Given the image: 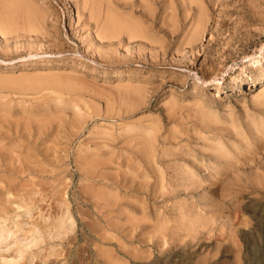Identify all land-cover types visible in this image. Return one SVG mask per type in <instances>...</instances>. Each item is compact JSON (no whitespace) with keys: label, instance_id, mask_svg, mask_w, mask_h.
<instances>
[{"label":"rangeland","instance_id":"374dc122","mask_svg":"<svg viewBox=\"0 0 264 264\" xmlns=\"http://www.w3.org/2000/svg\"><path fill=\"white\" fill-rule=\"evenodd\" d=\"M29 1L44 23L0 35V264H264V0L222 23L199 0L202 38L154 54L100 42L80 0Z\"/></svg>","mask_w":264,"mask_h":264},{"label":"bare ground","instance_id":"6f19581e","mask_svg":"<svg viewBox=\"0 0 264 264\" xmlns=\"http://www.w3.org/2000/svg\"><path fill=\"white\" fill-rule=\"evenodd\" d=\"M101 1H104V2L100 3ZM115 1L116 0H80V7L83 10L86 9V12L88 14V19L94 20L96 23L95 24L97 28L96 37L99 38L100 42L102 40L103 41L105 40L108 45L113 44L114 42L120 43L122 41H128V42L137 41V45L139 47L147 46L150 53L154 54L156 49L152 46V44L158 43L159 48L162 50L161 52H164L165 48L161 44L163 40L166 38L165 40L166 41L168 40L171 43L176 37H179L181 35L182 38L180 37L181 38L180 40H182L183 44L186 43L188 44V46L190 45L192 46L193 43L195 44V42L199 41L200 38H202L201 35L204 32L207 26V23H208L207 22L208 20L205 14L206 8L204 10L205 5L203 7L199 0H187V2L186 0H182L184 4L182 3L181 5L180 3L183 9V12L185 13V16H184L185 18L183 17L181 21L186 19V17L189 16V19H188L189 25H187V26H190L189 28L187 27L189 29L187 30L190 33L188 34L189 36L185 35L187 32L183 33V28L185 27L186 23L183 21L181 22L180 19L179 21L175 19L176 21L174 20L175 22L170 25L166 23V20H165L166 16H164L166 12L165 11V0H118L117 3H115ZM232 1L233 0H207V6L210 7L211 10H213L214 8H218L219 6L224 5V3L228 4L230 2V5L232 3V6H231L232 9L230 10V12L236 13L237 5L236 4L234 5L233 4L234 1L233 2ZM31 4L32 3L29 0H0V35L2 36H7L6 34L9 35V33L16 28V23L18 22L22 23V24L20 23L21 29H22V25L25 24L26 26L30 28V30H35V29L37 30L39 27L38 25H40L42 21L43 23L45 21L44 16H43L44 12L43 11H42L43 13L41 11L39 12L38 10H36L37 8L34 9ZM191 4H194L195 6L191 7ZM222 7L223 8L221 9L219 8L220 13H221L220 23L224 21L223 16H226L227 13L229 12V9H227L226 6H222ZM159 9H161V13L159 14V18H158L157 11L159 12ZM186 9L192 10L193 12L189 14L188 13L189 10L186 12ZM172 16H173V12L168 17L173 18ZM135 17H138V18H135ZM143 23H147V25H144ZM24 26H23V29H24ZM218 26H219L218 28H220V25ZM242 26L243 25L240 22H238V25L235 26L234 30L240 31L241 30L240 28ZM16 29H18V27ZM26 31H28L27 28H26ZM22 32H24V30H22ZM158 34L161 35V38L159 40L160 43L158 40H155ZM228 44L226 46H228ZM251 61H252L251 62L252 66L260 65V59L259 60L254 59ZM35 66L32 69H35ZM27 67H28L27 64L21 63V65L18 66V69L19 68L24 69ZM11 69L12 68H10V66H7V70H11ZM242 72L244 73L246 71L243 70ZM262 77L264 76L262 75ZM262 77H260L259 80L256 81V84H258L257 85L258 87L263 79ZM237 85H240V82H238ZM254 85L255 83H252V85L250 84L249 89H251L252 87L254 88L257 87ZM207 86L213 87V89L217 90L222 86V82L220 79L195 77L194 88L203 89L204 87H207ZM260 87H262V85ZM126 88L128 90L127 86ZM262 88L264 89V87ZM260 90L262 89L260 88ZM262 91L263 92L259 94L257 93L258 97L260 98H262V96L264 98V90ZM36 121H40V120L37 119ZM26 122L27 121H25V123ZM4 137H5L4 135L2 134L0 135V143L2 142ZM6 150L7 149L5 147L3 148V146L2 147L0 146V154H2L0 155V179L5 176L3 174L6 171V167H4L3 161L10 158L9 156H7V152L9 149L7 151ZM0 231H2V229ZM0 235H3V234L0 233ZM3 236L5 237V235Z\"/></svg>","mask_w":264,"mask_h":264}]
</instances>
